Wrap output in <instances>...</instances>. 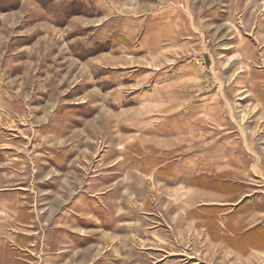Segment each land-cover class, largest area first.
I'll list each match as a JSON object with an SVG mask.
<instances>
[{
    "label": "rangeland",
    "instance_id": "rangeland-1",
    "mask_svg": "<svg viewBox=\"0 0 264 264\" xmlns=\"http://www.w3.org/2000/svg\"><path fill=\"white\" fill-rule=\"evenodd\" d=\"M16 257L264 264V0H0Z\"/></svg>",
    "mask_w": 264,
    "mask_h": 264
},
{
    "label": "crops",
    "instance_id": "crops-1",
    "mask_svg": "<svg viewBox=\"0 0 264 264\" xmlns=\"http://www.w3.org/2000/svg\"><path fill=\"white\" fill-rule=\"evenodd\" d=\"M23 249H25V248H21V250H23ZM80 249H81V247H78L77 248V251H80ZM55 252V251H54ZM57 252H60V250H58ZM84 253V252H83ZM85 256V255H84ZM86 257V256H85ZM16 259H18V260H20V264H24L23 262H27V263H31L32 261H30L29 259H26V258H24V257H16ZM51 260H53V257L51 258ZM52 262H55V261H52ZM73 261H71V263L69 262V261H63L62 262V264H85V262L84 261H82L81 263L80 262H77V263H75V262H73ZM53 264V263H52Z\"/></svg>",
    "mask_w": 264,
    "mask_h": 264
},
{
    "label": "bare ground",
    "instance_id": "bare-ground-1",
    "mask_svg": "<svg viewBox=\"0 0 264 264\" xmlns=\"http://www.w3.org/2000/svg\"><path fill=\"white\" fill-rule=\"evenodd\" d=\"M263 116V115H262ZM138 120V119H137ZM155 135V134H154ZM184 151V150H183Z\"/></svg>",
    "mask_w": 264,
    "mask_h": 264
}]
</instances>
